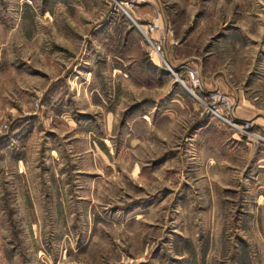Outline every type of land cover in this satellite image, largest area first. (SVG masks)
I'll return each instance as SVG.
<instances>
[{"label":"rangeland","instance_id":"374dc122","mask_svg":"<svg viewBox=\"0 0 264 264\" xmlns=\"http://www.w3.org/2000/svg\"><path fill=\"white\" fill-rule=\"evenodd\" d=\"M0 264H264V0H0Z\"/></svg>","mask_w":264,"mask_h":264},{"label":"built area","instance_id":"2783aa9c","mask_svg":"<svg viewBox=\"0 0 264 264\" xmlns=\"http://www.w3.org/2000/svg\"><path fill=\"white\" fill-rule=\"evenodd\" d=\"M154 27H156V25H154L153 24V26L151 25L150 26V31H152L153 29H154ZM158 29V28H157ZM146 38H147V41L149 42V44H150V46H151V51H150V53H151V55L152 54H155V55H157V57L163 62V63H165V64H167L168 66H169V64H168V62H167V60H166V58H165V55H164V49H163V46H164V44H163V38L159 35L157 38L156 37H153V36H150V35H148V36H146ZM169 69H171L170 68V66H169ZM189 75H190V79H191V81H192V83H193V85H194V87H199V88H201V84H200V78H199V75H198V72H197V70L195 69V70H191L190 72H189ZM223 99H224V105L223 106H226L225 108H226V112H225V114L223 113V117H224V119L225 120H227L228 122H230L231 120H232V115H230L229 116V111L232 109V106H231V102L227 99V98H225V97H223ZM214 105L216 104V102H214L213 103ZM212 108H214V110L216 111V112H220V110H218V106H211ZM222 109V108H221ZM222 113V112H221ZM228 118V119H227Z\"/></svg>","mask_w":264,"mask_h":264}]
</instances>
